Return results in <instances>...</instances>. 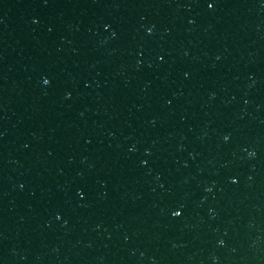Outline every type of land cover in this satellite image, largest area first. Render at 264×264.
Segmentation results:
<instances>
[{
	"label": "water",
	"instance_id": "obj_1",
	"mask_svg": "<svg viewBox=\"0 0 264 264\" xmlns=\"http://www.w3.org/2000/svg\"><path fill=\"white\" fill-rule=\"evenodd\" d=\"M0 264H264V0H0Z\"/></svg>",
	"mask_w": 264,
	"mask_h": 264
},
{
	"label": "snow or ice",
	"instance_id": "obj_2",
	"mask_svg": "<svg viewBox=\"0 0 264 264\" xmlns=\"http://www.w3.org/2000/svg\"><path fill=\"white\" fill-rule=\"evenodd\" d=\"M208 7H209V8L213 7V4H212V3H209V4H208ZM44 83H45V84H48L49 81H48L47 79H45V80H44ZM226 139H227V137H226ZM181 214H182V213H181L180 211H174V212H173V215H174V216H179V215H181Z\"/></svg>",
	"mask_w": 264,
	"mask_h": 264
},
{
	"label": "clouds",
	"instance_id": "obj_3",
	"mask_svg": "<svg viewBox=\"0 0 264 264\" xmlns=\"http://www.w3.org/2000/svg\"><path fill=\"white\" fill-rule=\"evenodd\" d=\"M225 139H226V137H225Z\"/></svg>",
	"mask_w": 264,
	"mask_h": 264
}]
</instances>
